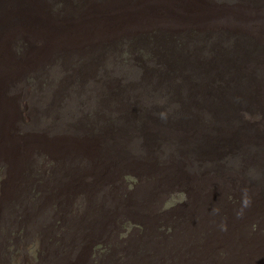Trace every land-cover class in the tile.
I'll return each instance as SVG.
<instances>
[{
  "label": "rangeland",
  "instance_id": "1",
  "mask_svg": "<svg viewBox=\"0 0 264 264\" xmlns=\"http://www.w3.org/2000/svg\"><path fill=\"white\" fill-rule=\"evenodd\" d=\"M0 136V264H264V0H0Z\"/></svg>",
  "mask_w": 264,
  "mask_h": 264
},
{
  "label": "bare ground",
  "instance_id": "2",
  "mask_svg": "<svg viewBox=\"0 0 264 264\" xmlns=\"http://www.w3.org/2000/svg\"><path fill=\"white\" fill-rule=\"evenodd\" d=\"M4 105H5V104H4ZM4 105H3V106H4ZM1 109H2V108H1ZM7 117H8V116H7ZM2 120H3V118H2ZM2 120H1V121H2ZM3 121H5V120H3ZM1 124H2V123H1ZM2 126H3V125H2ZM7 128H8V127H7ZM4 130H5V129H4ZM4 135H5V134H4ZM0 137H1V136H0ZM2 139H3V138H2ZM6 139H7V138H6ZM9 141H10V140H9ZM2 145H3V144H2ZM10 145H11V144H10ZM3 146H4V145H3ZM7 146H8V144H7ZM8 147H9V146H8ZM89 147H90V146H89ZM91 147H92V146H91ZM10 149H11V147H10ZM16 149H17V148H16ZM89 149H90V148H89ZM92 150H93V149H92ZM3 152H4V150H3ZM7 154H8V153H7ZM11 155H12V154H11ZM14 162H15V161H14Z\"/></svg>",
  "mask_w": 264,
  "mask_h": 264
}]
</instances>
